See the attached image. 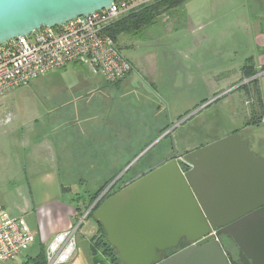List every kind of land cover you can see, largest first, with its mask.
Returning <instances> with one entry per match:
<instances>
[{
    "label": "crops",
    "instance_id": "obj_1",
    "mask_svg": "<svg viewBox=\"0 0 264 264\" xmlns=\"http://www.w3.org/2000/svg\"><path fill=\"white\" fill-rule=\"evenodd\" d=\"M192 1L185 2L178 7L180 9L172 8L160 14L157 18L160 17L161 21L165 22L166 20L173 21L177 15L181 16L185 30L188 33L187 37L190 36L192 42H198L195 33L214 24L215 19L220 15L218 11L229 7L231 1H228L227 4H223L226 0L222 4L215 2V4H212L211 9L210 6L207 7L208 4H191ZM243 1L245 4H242V6H245L247 10L249 9L252 16L248 19V22H252L254 25L253 41L250 47L253 53L245 58L243 65H240L239 74L237 71H230L229 67L224 69L221 76L215 77L213 74L214 77H209L204 69L207 65H202V62H207L208 59L203 56L200 58L202 61L196 64L191 60L193 64L190 67L187 64L179 65L176 60L168 64L171 68V77H167V80L171 86H175V74L180 69L186 73L185 81L187 84L195 82V72L197 70L200 74L197 77L199 84L201 83L200 85L203 88L209 90V93H206V96L199 103L192 105L191 110L201 106L202 101L207 103L201 107L202 109L204 107L214 108L215 104L218 103L219 112L207 115L200 123L202 126L195 127L188 134L192 137L198 135L197 138H200L201 141L191 146H182L173 155L168 143L164 145L165 147H159L153 159L151 157L149 162L134 169L133 176L152 166H158L171 157L182 156L184 153H177L179 151L185 150L186 153L196 150L233 132H239L243 138L248 139L251 150L256 155L264 157V139L254 130V127H258V124L245 126V122L251 117L254 96L252 91L247 92L243 88V85H246L249 81H256L261 92L264 110V0ZM229 25H235V22H230ZM124 35L128 34H121L118 38L117 44L119 47L121 44L119 39ZM204 38H206V35L201 36V39L204 40ZM209 38L207 37V39ZM203 40L195 44L201 45ZM234 41V45L223 53L229 55L230 60L234 54L236 56L241 51L239 44L237 47V40ZM214 53L219 54L217 50ZM187 60L189 61L190 57H187ZM131 65L132 70L122 80L113 83L107 82L100 73H92L87 66L78 62L65 64L43 74L46 75L55 70L62 71L59 72L61 74L67 71L74 73L72 74L73 79L61 81L55 86L51 85L53 90L57 92L55 94L57 97L55 107L57 106V110L60 112L59 116L52 120L47 116L42 117L45 123L43 124L45 125L43 130H23L24 128L18 130L16 126L10 127L12 129L10 131L11 135H9L10 141L4 145L8 146L13 143L12 146H14L17 155L16 157L12 155L11 151L8 150L9 147H4L3 150L6 149V151L2 155L0 154V180H14L13 185L8 189L0 188V193L18 202L11 203L9 206L1 204L0 209L13 216L23 217L28 226L36 233V239L33 243L24 245L15 260L4 264H22L27 256H33L37 253L39 242L46 246L57 233L66 230L70 226L76 227V238L77 234H79V238H86L85 245L76 243L73 257L61 264H92L88 238H91L89 233L93 232L94 227H98V223L93 218H85L86 221L84 222L77 219L78 214L81 213L75 211L73 199L79 192L72 189L75 183H68L72 187L69 185L64 187L59 170H90V178L93 179L94 175L99 179L100 170L123 168L129 164L130 159L146 146V131L148 129H150L152 139L166 138L170 136L172 130L182 125L181 123L184 121L195 119L197 113L193 112L188 115L191 112L190 110H187L188 113L184 115L185 117L188 116L186 118L181 117V120H178V116L185 111L175 113L172 115L174 116L173 119H169V117L168 119L173 121V124L174 122L177 124H172L164 133L162 132L163 134L160 133L167 121L163 119L164 105L160 99V94L150 82L145 80V77L140 75L139 71L136 70L137 73H135V67L132 63ZM250 69L254 70L255 74L245 78L246 70ZM202 70L204 71L202 72ZM37 79L31 81L28 85L44 88L46 86L45 82ZM240 93L244 98L247 97L250 103V108L245 114L247 118L245 122L229 133H215L207 139V133L216 128L215 123L220 122V116L222 120V113L227 111L232 115L240 114L243 99L238 97ZM216 95L217 97H214ZM213 104L214 106H212ZM221 107L224 112H222ZM33 122L41 123V119L36 118ZM52 122L56 125H52ZM178 122L180 123L178 124ZM2 123L5 124L4 121ZM219 124L223 125L222 123ZM142 136L144 139L139 142V138ZM172 138L177 142L179 137L176 135ZM13 140L14 142H12ZM130 146L134 147L133 150ZM131 151H134L131 156L120 159V154L124 152L131 153ZM223 151V149H211L205 153L204 161L201 163L202 168H200L203 174L200 172L197 176L200 179L197 182L198 185L203 187V185H207L206 179L216 177V173L213 171L214 166H216L214 163L221 162L222 157L219 154ZM115 163L118 165H115ZM122 164L124 165L120 166ZM63 174H66L65 177L68 178L72 173ZM133 176L128 174L123 178L129 179ZM74 177V179L70 178L74 180L73 182L79 179V184H87L80 171ZM118 178L119 176L116 180ZM116 180L114 178L111 183L114 184ZM96 182L99 184L98 180ZM236 212L231 211L225 214L233 216L237 214ZM83 215L82 218H84ZM88 219H91L92 222H88ZM36 241H38L37 246L35 245Z\"/></svg>",
    "mask_w": 264,
    "mask_h": 264
},
{
    "label": "water",
    "instance_id": "obj_2",
    "mask_svg": "<svg viewBox=\"0 0 264 264\" xmlns=\"http://www.w3.org/2000/svg\"><path fill=\"white\" fill-rule=\"evenodd\" d=\"M113 1L0 0V43L90 16ZM211 149L224 153L214 163L216 177L203 188L197 176ZM231 211L237 214H225ZM93 219L123 264H264V157L233 132L166 160L103 198ZM221 236L239 247L237 259Z\"/></svg>",
    "mask_w": 264,
    "mask_h": 264
},
{
    "label": "rangeland",
    "instance_id": "obj_3",
    "mask_svg": "<svg viewBox=\"0 0 264 264\" xmlns=\"http://www.w3.org/2000/svg\"><path fill=\"white\" fill-rule=\"evenodd\" d=\"M223 1L224 0H193L190 3L208 4L207 7L210 6L211 9L212 4H215V2H218V4H222ZM228 1H231V5L218 11L220 15L217 17V19H215L214 24L206 27V29L204 30H199L195 33L198 38V42H192L190 36L187 37L188 33L185 30L183 18L179 15L175 16V19L173 21L166 20L165 22H162L159 17L152 25L142 30L141 33L136 35H124L120 37L119 41L121 42L120 47L122 53L134 65L135 73H137L136 70L139 71L140 75L145 77L146 79H144L150 82V84L155 89H157V92L160 94V99L162 100L164 105L163 119L169 121V119L174 118V116L172 115H174L175 113H182L187 110H190V113L196 112L197 115L195 119H190L186 121L184 125H180L176 127L175 130H172L170 136L167 138L161 137V139L158 137L156 139H152V136L150 137V129H148L146 131L147 138L145 137L147 140L146 146L144 148H141V150L137 152L135 157H130L131 159L129 158L130 162L129 164H127L128 166L126 165V167L123 168L100 170L99 179L94 175L93 179H91L89 174L90 170H59L60 179L64 187L67 185L70 186V184L68 183H75L73 187L70 186L74 191H77L79 193L88 191L91 193L97 187H99L101 183H103L108 177H110L112 172L118 173L115 177L116 179L118 176L120 177L121 175H123L128 167H131V169H135L136 167L149 162L151 157V159H153L155 152L159 147H165L164 145H166L167 143L170 147L172 137H175L176 135L179 137L178 145L180 146V148L182 146H191L201 141L200 138H197L198 135L192 137L188 134L191 130H194L195 127H201L202 124L200 125V123H202L203 118H205L207 115L219 112L218 103L215 104V106L214 104L212 105L214 106V108L204 107L202 109L200 106H198L195 107L194 110H191L193 107L192 105L194 103H199V101H201V99L206 96V93H209V90L207 88H203L200 85L201 83L199 84L197 77L200 74L197 72V70L195 72V82L193 81L187 84V82L185 81L186 73L180 69L179 72H176L175 74V86H171L169 84V81L167 80V77H171V68H169L170 66H168V64L176 60L179 65L187 64V66L190 67L193 63L196 64L199 61H202V59L200 60V58L203 56L204 58L208 59L207 62H202V65H207V67L204 69L207 71L206 75H208L209 77H212L213 74L215 77H219L223 74L224 69L229 67L230 71H237V73L239 74L240 65H243L245 58L253 53L250 47L253 41L252 37L254 34V25L252 22H248V19L252 18V16L250 15V10H247L245 6H242V4H245L243 0H226L223 4H227ZM230 22H235V25H229ZM202 35H206V38H204V40L201 39ZM207 37L210 38L207 39ZM235 39L237 40V47L239 44V46L241 47L239 49L241 51L236 56L234 54L233 58L230 60V56L226 53H223L234 45ZM202 40L203 44H195L199 43ZM216 50L219 52L218 55L214 53V51ZM187 57H190L189 61H186ZM191 60L193 61V63ZM203 71L204 70H202V72ZM59 72L62 71L55 70L52 71V73L43 75L42 77L40 76V78L38 77V79L36 78L37 80L45 82L46 86L44 88L26 85L19 87L18 89L9 91L0 96L1 155L4 151H6V149L3 150L4 147H9L8 150L11 151L12 155H14L15 157L17 155L14 146H12L13 143L9 144L8 146L4 145L8 141H10L9 135H11L10 131H12L10 127L16 126L18 130H21V128H24L23 130H43L45 128V125L43 124L45 123L44 120H42V117L47 116V118H51L52 120L59 116L60 112H58L57 106L55 107V101H57V97L55 94L57 92L56 90H53L52 86L57 85L61 81L73 79L72 74H74L71 71H67L62 74ZM209 86L211 87L212 85ZM214 97H217V95ZM238 97L243 98L240 106V114L232 115L227 111L224 112L221 107L222 112H224L222 113L223 121L221 120L220 116V122H216V128L211 129L207 133V139L212 137L215 133H229L232 131V129L239 127L245 122V120L247 119L245 114L250 108V103L248 102L249 99H247V97L244 98L242 96V93H240V96ZM167 113L169 114V116ZM36 118L41 119V123L33 122V120ZM3 121L5 122V124L2 123ZM175 123L176 122H174V124ZM179 123L180 122H178V124ZM219 123H222L223 125L221 126V124ZM51 124L56 125L53 122ZM254 130L255 133L260 134L264 139L263 120L259 122L258 127H254ZM143 139V136L140 137L139 142H141ZM12 142H14V140ZM130 148H132L133 150L134 147L130 146ZM133 153L134 151H131V153L124 152L123 154H120V159L131 156ZM175 153L176 151L174 150V154ZM177 153H180V151ZM14 159L15 158L13 157V160ZM124 164L120 166H123ZM115 165L118 164L115 163ZM79 171L84 180H86L87 184H79V179H77L76 182H73L74 180L72 179L75 178L74 176L77 175ZM69 172H71L72 174H70L68 178L65 177L66 174L63 173ZM74 172L75 174H73ZM97 180L99 181V184L96 182ZM13 183V179L0 180V188L8 189L13 185ZM110 184L111 182L108 184V186ZM11 203L18 202L11 200L8 196L0 193V205L2 204L9 206ZM81 207L82 212L81 214H78L79 216H77V219L84 222L86 221L85 218H87L88 214L84 213L87 209H85L83 205H81ZM82 215L84 218H82ZM88 222H92L91 219H88ZM91 234L93 235V237ZM89 236L92 238H88L89 243L97 240L98 238H100V236L102 237L99 226L94 227L93 232L89 233ZM85 239L79 238V234H77L76 243L85 245ZM221 242L225 243L227 246H230L231 244V241L226 238L221 239ZM37 244L38 241H36L35 245L37 246Z\"/></svg>",
    "mask_w": 264,
    "mask_h": 264
},
{
    "label": "built area",
    "instance_id": "obj_4",
    "mask_svg": "<svg viewBox=\"0 0 264 264\" xmlns=\"http://www.w3.org/2000/svg\"><path fill=\"white\" fill-rule=\"evenodd\" d=\"M159 0H114L109 7L60 26L42 27L0 43V96L28 85L48 71L81 63L110 83L124 78L132 65L106 28L118 18ZM178 160L182 156L176 157ZM36 233L23 217L0 209V264L15 260ZM76 250V227L57 233L45 246L47 264L70 260Z\"/></svg>",
    "mask_w": 264,
    "mask_h": 264
},
{
    "label": "trees",
    "instance_id": "obj_5",
    "mask_svg": "<svg viewBox=\"0 0 264 264\" xmlns=\"http://www.w3.org/2000/svg\"><path fill=\"white\" fill-rule=\"evenodd\" d=\"M189 0H159L157 2H154L152 4H149L148 6H144L141 9L132 11L125 16H122L121 18H118L117 20L113 21L107 28L106 33L110 35L114 41L117 43L118 38L121 34H128V35H136L142 32L146 27L152 25L157 17L172 8H178L182 6L185 2ZM249 61V60H248ZM255 74V71L250 69L246 70L245 72V78H248ZM123 79V78H122ZM120 79V80H122ZM118 80V81H120ZM116 81V82H118ZM243 88L248 92L252 91V94L254 96L253 99V105L251 110V117L248 121L245 122V126L247 125H257L259 122L263 120L264 117V110L262 105V97L261 92L258 89V85L255 80L249 81L246 85H243ZM205 101H202L203 103ZM200 103V104H201ZM199 104V105H200ZM188 111H185L183 114L178 116V120L186 115ZM189 120V119H188ZM187 120V121H188ZM186 121L181 123L184 125ZM173 124V121L169 120L166 121L165 125H163L162 130L160 133L167 130L171 125ZM169 137V136H168ZM167 138V137H166ZM175 139L172 138V141L170 143L171 148V154H174V150H178L180 146L178 145V141L175 142ZM183 151H180V153H185ZM172 158V157H171ZM168 160V159H167ZM166 161V160H165ZM156 167V166H155ZM154 166L148 168L147 170H143L138 175L133 176L134 169H131L129 167L123 175H121L115 183L112 185L111 189L104 194V196L95 203L97 198L101 195V193L105 190V188L108 186V184L116 177L118 173H112L110 175V178L106 180L103 184H101L95 191L93 192H82L77 193L74 197V209L76 212L81 213L82 207L84 206L85 209H88L91 207L90 212L87 215V218H93V212L94 210L99 206L101 200L108 195L114 193L118 189L122 188L123 186L129 184L130 182L134 181L138 177L144 175L148 171L155 168ZM132 170V171H131ZM130 174V176H133L129 179H124L125 175ZM97 222V221H96ZM98 226L100 228V232L102 233V237L98 238L97 240L89 243V250H90V256L92 259V264H123L115 250L114 247H112L105 239V232L103 227L99 222ZM81 225V224H80ZM79 225V226H80ZM92 239V238H91ZM102 254V255H101ZM22 264H47L46 256H45V244L39 242L38 251L33 256H27Z\"/></svg>",
    "mask_w": 264,
    "mask_h": 264
},
{
    "label": "flooded vegetation",
    "instance_id": "obj_6",
    "mask_svg": "<svg viewBox=\"0 0 264 264\" xmlns=\"http://www.w3.org/2000/svg\"><path fill=\"white\" fill-rule=\"evenodd\" d=\"M110 185L107 188H105V190L102 192L103 196H104V194H106L111 189L113 184L111 183ZM223 238H226V237L221 236V239H223ZM226 239H228V238H226ZM230 241H231L230 246H227L225 243H223L224 244V248L230 250L233 253V257L237 259V253L239 252V247L236 244H234L232 240H230ZM239 264H240V262H239Z\"/></svg>",
    "mask_w": 264,
    "mask_h": 264
}]
</instances>
